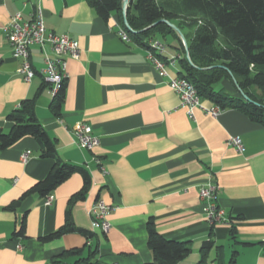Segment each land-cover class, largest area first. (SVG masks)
<instances>
[{"label":"crops","instance_id":"0c3cea01","mask_svg":"<svg viewBox=\"0 0 264 264\" xmlns=\"http://www.w3.org/2000/svg\"><path fill=\"white\" fill-rule=\"evenodd\" d=\"M37 1L47 27L77 40L80 56H65V98L57 115L51 109V85L40 73L24 79L22 60L14 57L3 30L17 12L29 19L31 5L0 0V127L8 131V115L47 85L37 97L36 115L55 140L60 158L90 173V190L72 205L71 215L76 226L93 235L75 231L41 239L65 223L70 199L84 184L80 173L57 187L50 205L35 194L10 207L55 163L42 156L35 137L25 136L0 150V264H86L80 259L91 251L92 261L102 264H147L153 260L150 218L165 237L192 242V254L178 264H195L212 230L223 250L220 259L217 246L210 251L211 264H230L233 251L235 264H264V126L237 108L217 116L197 108L190 117L168 78L148 59L147 48L121 38L117 13L105 19L88 0H31ZM46 55H55L49 45L31 47L35 70L44 67ZM175 65L167 66L172 76L180 71ZM82 123L99 138L93 150L78 145L74 128ZM233 136L242 139L243 152L229 143ZM209 183L217 186L227 224L206 219L200 192ZM100 198L112 206L107 232L92 227L90 211ZM24 216L26 236H14ZM74 249L82 251L69 253Z\"/></svg>","mask_w":264,"mask_h":264},{"label":"trees","instance_id":"16d2710c","mask_svg":"<svg viewBox=\"0 0 264 264\" xmlns=\"http://www.w3.org/2000/svg\"><path fill=\"white\" fill-rule=\"evenodd\" d=\"M88 1L105 19L112 13H117L131 40L146 48H149L152 39L168 43L167 38L171 36L173 43L167 45L181 55L178 62L179 75L196 86L201 99L212 101L222 110H242L253 121L264 126V0H131L127 19L136 32L130 31L124 24L123 0ZM163 18L175 23L184 34L193 64L186 58L181 36L171 26L161 22L145 29ZM66 79L53 96L51 109L57 115L61 112L65 98ZM234 79L257 103L243 98ZM227 83L234 87L233 93L228 90ZM45 87H41L34 97L23 100L8 115L7 119L12 125L8 131L0 127V150L14 145L25 136H33L40 144L42 156L55 160L49 174L24 192L10 207H19L31 195L46 197L72 174L80 173L84 184L70 199L65 223L41 239L48 241L75 231L91 238V231L75 225L71 209L74 203L86 197L92 179L85 167L65 162L60 158L55 140L38 119L36 101ZM231 233L235 238V227H232ZM14 236H26L25 216L19 228L14 231ZM148 245L153 260L147 264H178L193 252L191 241L170 239L162 235L154 218L148 220ZM214 247L219 249L220 259L223 246L216 243L212 230L210 238L202 242L200 258L195 264H211L209 255ZM80 251L82 250L74 249L69 253ZM236 253L233 251L230 264H235ZM93 256L94 252L91 251L88 256L80 259V262L102 264L92 261Z\"/></svg>","mask_w":264,"mask_h":264},{"label":"built area","instance_id":"2783aa9c","mask_svg":"<svg viewBox=\"0 0 264 264\" xmlns=\"http://www.w3.org/2000/svg\"><path fill=\"white\" fill-rule=\"evenodd\" d=\"M24 4L31 5L30 18L25 19L21 12H17L11 16L10 21L5 25L4 32L13 47V55L15 58L21 59V67L19 72L26 81H31L33 77L40 73L47 82L50 83V91L52 96L57 94L62 82L66 79L67 60L66 55L78 58L80 56L79 42L67 34H57L50 30L44 20V14L40 2H31V0H23ZM121 38L130 41L128 32L123 28L119 32ZM38 45L45 48L49 45L54 56L46 55L45 65L39 71L35 70L31 62V47ZM167 46L159 39H152L147 48V57L152 62L159 74L168 78L169 86L176 91L181 98V106L186 108L190 117H194L195 110L200 108L207 114L217 116L222 109L219 106L206 107L203 105L202 99L198 93L196 86L187 78L178 75H170L167 66L175 65L180 54H172L170 57L166 55ZM78 145L83 149L93 150L99 145V138L94 135L92 127L86 123L77 125L74 128ZM229 143L235 145L240 152L244 151L242 139L239 136H233L229 139ZM30 151L22 155V160H28ZM201 198L205 201L204 212L206 219L211 224H227L230 221L226 217V212L217 203V186L209 183L201 188ZM53 194L45 197V204L50 205L53 202ZM112 206L104 199H98L91 208V218L93 229H101L107 232L110 229L108 215Z\"/></svg>","mask_w":264,"mask_h":264},{"label":"water","instance_id":"95a60500","mask_svg":"<svg viewBox=\"0 0 264 264\" xmlns=\"http://www.w3.org/2000/svg\"><path fill=\"white\" fill-rule=\"evenodd\" d=\"M130 1L131 0H123V5H122V12H123V17H124V24L125 26L132 32H136L135 30L132 29V27L130 26L129 22H128V19H127V14H128V8H129V5H130ZM161 22H164L166 24H168L169 26H171L173 29H175L179 35L181 36L182 40H183V43H184V46H185V51H186V58L188 59V61L192 63V60H191V57H190V53H189V47H188V43L186 41V38L184 36V34L182 33V31L180 30V28L173 22H171L170 20L168 19H160L158 21H156L154 24L150 25L149 27L145 28V29H148V28H151L155 25H157L158 23H161ZM213 67V66H211ZM234 82L235 84L238 86V90L240 91L241 95L243 96V98L247 101H252V102H255L253 101L249 95H247L243 90L242 88L239 87L237 81L234 79ZM257 103V102H255Z\"/></svg>","mask_w":264,"mask_h":264},{"label":"rangeland","instance_id":"374dc122","mask_svg":"<svg viewBox=\"0 0 264 264\" xmlns=\"http://www.w3.org/2000/svg\"><path fill=\"white\" fill-rule=\"evenodd\" d=\"M167 41H168V43H173V38H172L171 36H169V37L167 38ZM163 42H164V41H163ZM164 43H165L166 46H167L166 55L170 57L172 54H175V51H174L169 45H167L168 43H166V41H165ZM178 62H179V60L177 61V63H176L175 66H178V65H179ZM168 66H169V65H168ZM227 261H229V260L227 259Z\"/></svg>","mask_w":264,"mask_h":264}]
</instances>
